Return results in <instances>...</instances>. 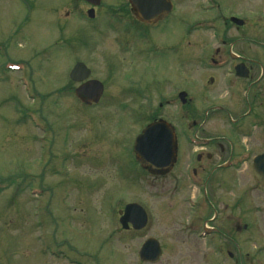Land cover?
<instances>
[{
	"label": "rangeland",
	"instance_id": "obj_1",
	"mask_svg": "<svg viewBox=\"0 0 264 264\" xmlns=\"http://www.w3.org/2000/svg\"><path fill=\"white\" fill-rule=\"evenodd\" d=\"M127 1L101 0L100 11L127 15ZM173 1L178 7L170 25L149 34L161 51L149 54L146 69H130L129 57L111 64L108 48L118 52L109 45V34L95 52H79L76 39L83 48L88 45V33L79 36V21L72 16L82 8L80 0H0V264H142L137 252L147 239L164 246L153 264L222 263L205 241L177 234V224L189 214L185 197L195 192L180 188L174 194L170 187L161 190L152 176L140 177L133 141L152 124L150 117L160 114L171 122L170 108L159 111L156 91L170 89L158 83L160 75L168 76V60L179 62L162 47L178 41L186 48L178 58L194 53V64L183 72L191 81L192 72L200 74L205 87L208 72L199 62L222 47L220 40L226 42L220 50L236 51L241 49L234 41L242 37L253 48L242 49L243 55L256 48L254 59L264 65V0H217L221 8L209 12L199 0ZM230 15L244 27L228 22ZM191 23L195 31L184 40V25ZM80 59L92 78L104 81L105 98L112 94L116 101L106 98L92 107L80 103L68 77ZM143 77L151 94H123L129 84L140 88ZM200 97L196 110L205 107ZM251 194L256 197H242L235 206L241 210L231 205L228 210L264 211V195ZM133 203L146 210L151 222L142 231L125 232L119 218ZM260 227L264 232V222ZM244 250L252 249L247 244Z\"/></svg>",
	"mask_w": 264,
	"mask_h": 264
},
{
	"label": "flooded vegetation",
	"instance_id": "obj_2",
	"mask_svg": "<svg viewBox=\"0 0 264 264\" xmlns=\"http://www.w3.org/2000/svg\"><path fill=\"white\" fill-rule=\"evenodd\" d=\"M199 1L205 3L202 8L207 12L221 8V2L218 3L217 0ZM169 2L172 10L167 17L149 22L136 16L135 8L129 0L127 15L116 9L115 12H101V1L98 5H93L80 0L82 8L77 9V13L72 16L79 21L77 30L79 36L88 33L85 34L88 45L83 48L84 42L76 39L79 52L83 53L85 50V56L95 52L100 44H105V41H101L104 35L109 34L111 37L108 39L109 45L118 52L112 53L108 48L111 64L117 63V59L122 61L124 57H129L130 69L147 68L149 54L161 51L153 45L154 38L149 34L153 35L169 26L173 19L171 17L176 13L177 3L173 0ZM232 19L239 20L230 15L227 21L238 29L244 27L242 20H240L242 24L238 25ZM178 24L181 25V22L176 25ZM184 27L185 40L186 36L194 33L196 25L191 23L185 24ZM67 41L68 39H61L59 42L67 44ZM234 42L241 50H220L226 46V42L220 40L222 47L210 50L209 54L207 52L204 56V63L202 60L199 62L203 65L201 69L208 72L206 87L200 74L196 76L192 72L191 81L183 72L194 64V53L187 51L182 59L178 58L177 54L181 48H185V45L180 46L178 41L162 47V50L172 54L179 62L168 60L166 73L168 76L163 78L160 75L158 83L166 82L170 89L156 91L161 100L159 111L162 112V108H170L171 113L167 119L171 122L166 121L160 114L157 117H150V122L163 121L171 126L175 139L174 163L170 169L158 174L150 169L140 168V177L152 176L158 181L161 190L170 187L174 194L180 188L188 193L195 192V196L188 194L185 197L189 214L185 221L177 224V234L184 235L187 240L197 238L205 241V246L211 249L210 253L218 255L221 259L222 263L214 264H264V232L260 227L261 222H264V211L258 210L255 214L248 215L240 211L243 206L235 207L243 203L242 197L248 196L251 200L256 197L255 194L252 196L251 192L257 191L264 195V65L261 59H254L259 56L256 48L254 54L250 55L247 52V56L243 55L247 49H253L251 45H246L245 39L240 37ZM163 55L166 56L164 53ZM78 63H82L90 71V76L85 81L73 83L76 88L89 80H95L102 86L98 104L103 103L106 98L116 101L112 94L105 98L104 81L92 78L90 68L82 59L72 65L68 76ZM111 69L116 70L112 65ZM186 80L188 82H185ZM139 84L141 86L138 89L132 88V84H129V87L124 88L123 94L128 97L138 94L140 98L151 94L147 90L145 77ZM198 94L201 95L200 99L205 103V107L196 110L194 103ZM80 103L82 104L81 100ZM197 121L199 124H196ZM221 131H226L225 134L228 135H219L223 133ZM217 132L218 135H215ZM137 166L139 167L138 164ZM256 179L261 180L263 185ZM227 197L233 200L231 204L226 203ZM229 205L240 210L235 211V208L228 210ZM146 215L148 225L151 216L147 212ZM124 231L139 232L131 226ZM247 244L252 249L251 253L244 252V246ZM158 246L160 259L164 253V246L159 242ZM140 263L153 264L141 261Z\"/></svg>",
	"mask_w": 264,
	"mask_h": 264
},
{
	"label": "water",
	"instance_id": "obj_3",
	"mask_svg": "<svg viewBox=\"0 0 264 264\" xmlns=\"http://www.w3.org/2000/svg\"><path fill=\"white\" fill-rule=\"evenodd\" d=\"M93 5H98L101 0H84ZM135 8L136 16L144 21H156L166 18L171 12L172 6L169 0H129ZM233 22L241 25L242 22L232 19ZM90 71L82 64H76L69 74L72 82L80 83L86 80ZM102 93V86L95 80H90L75 90V95L84 104L97 103ZM135 160L143 169H150L153 173L165 172L174 163L175 139L170 125L163 121H158L148 125L135 138L133 143ZM258 179V178H257ZM256 181L263 185L261 180ZM119 224L123 230H127L129 225L134 230H141L147 224L145 211L137 204L125 206ZM139 258L143 262L154 263L160 256V248L157 241L147 240L139 250Z\"/></svg>",
	"mask_w": 264,
	"mask_h": 264
}]
</instances>
